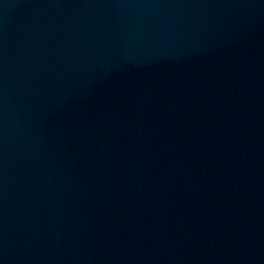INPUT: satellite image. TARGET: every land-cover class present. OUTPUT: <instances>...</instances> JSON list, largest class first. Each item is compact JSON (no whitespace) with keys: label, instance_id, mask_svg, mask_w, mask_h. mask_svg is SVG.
<instances>
[{"label":"water","instance_id":"water-1","mask_svg":"<svg viewBox=\"0 0 264 264\" xmlns=\"http://www.w3.org/2000/svg\"><path fill=\"white\" fill-rule=\"evenodd\" d=\"M264 85V0H0V264H150Z\"/></svg>","mask_w":264,"mask_h":264}]
</instances>
